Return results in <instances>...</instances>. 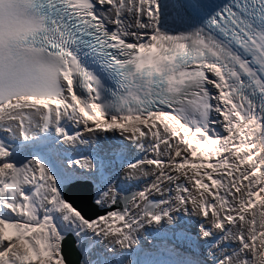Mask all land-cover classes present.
Masks as SVG:
<instances>
[{
  "label": "snow or ice",
  "instance_id": "6c2138e0",
  "mask_svg": "<svg viewBox=\"0 0 264 264\" xmlns=\"http://www.w3.org/2000/svg\"><path fill=\"white\" fill-rule=\"evenodd\" d=\"M52 131L118 132L127 179H153L109 185L85 219L39 159L9 162L17 139ZM0 133V264H66L71 229L131 252L189 204L212 264H264V0H0Z\"/></svg>",
  "mask_w": 264,
  "mask_h": 264
},
{
  "label": "clouds",
  "instance_id": "9594fccd",
  "mask_svg": "<svg viewBox=\"0 0 264 264\" xmlns=\"http://www.w3.org/2000/svg\"><path fill=\"white\" fill-rule=\"evenodd\" d=\"M39 135L40 133H33L25 141L17 139L16 143L11 145L10 157L18 159L19 165L33 158L39 159L56 179L61 193L63 183L66 182L85 181L86 185L89 184L88 181L94 183V191L92 190L91 196L87 192V188L84 187L77 188L72 185L68 190V197L70 194L72 197L80 195L83 204L77 202L78 208L73 206L79 212L80 210H85L89 213L99 212L100 208L93 203V197L97 194L99 195L109 185L122 194L132 193L143 188L153 178L151 167H149L147 176H141L133 180L127 179V173L123 171L125 162L116 158L111 151L116 144L121 142L124 144L128 143L127 140L118 134L105 138L94 135L93 137L91 136L90 141L75 145H66L59 140L58 146L51 145L52 150H49V152H47L48 147H40L38 145ZM63 145L67 146V149L63 148ZM64 152H67V154L63 157L62 153ZM141 155L133 150L127 162H134ZM52 157H54L53 161H50ZM64 158L65 161H63ZM85 159L92 161L91 168L87 166ZM77 160H80V164H75ZM123 172L125 178L122 177ZM124 181L130 182L132 188H124ZM29 187L26 186L25 190L28 191ZM81 191H85L87 194L82 195L80 194ZM152 196L153 199H157L158 194L153 193ZM100 213L103 214V209ZM175 214L176 216L173 217L170 223H168L169 220L164 219L160 225L154 223L138 232L136 241L139 247L134 251L129 252L125 248L120 249V246L115 245L111 240L98 237L91 232H78L75 229L64 231L63 237L73 236L77 242L76 250L74 252L71 250L64 251L65 253L70 251L75 254L77 259L74 262L78 260V264L80 262L81 264H96L99 259L112 258L122 253L125 256L131 255L137 261V264H155L158 261L160 264H165L166 259L170 257L169 255L174 253L183 260H191L198 262V264H212V256L203 255L201 252L202 247L208 249V245L201 242L204 238L198 235L203 217L192 211V206L186 212L185 217H181L179 211L175 212ZM81 215L83 216L82 213ZM149 228L156 232L154 238L151 237L153 231L150 232ZM157 229L161 230L157 231ZM185 233L192 238L191 241L184 238ZM150 238L156 240L151 243ZM105 244H107V247L103 250L102 247ZM148 245L150 246L149 249ZM146 249H148L147 252H145ZM147 253H150L149 257H147ZM207 253L209 254V250H207ZM85 256L87 260H85ZM162 256L165 258H162ZM66 264L68 263L66 262ZM125 264H127V260H125Z\"/></svg>",
  "mask_w": 264,
  "mask_h": 264
},
{
  "label": "water",
  "instance_id": "95a60500",
  "mask_svg": "<svg viewBox=\"0 0 264 264\" xmlns=\"http://www.w3.org/2000/svg\"><path fill=\"white\" fill-rule=\"evenodd\" d=\"M88 185L85 184V181H76V182H66L63 183V190H62V194L63 196L66 198L67 202L69 204H71L72 206H75L76 208H78L77 206V202L82 203V199L80 197V195L72 197V195L70 194V197L67 196V192L68 190L72 187V185H75L77 188H87V192L90 194L91 196V192L92 190L94 191V183L88 181ZM93 187V188H92ZM87 192L85 191H81L80 194L85 195L87 194ZM125 194H129V192L125 193ZM80 212L83 214V216H85L86 219H95L96 215L101 214L100 212H94V213H89L86 212L85 210H80ZM76 239L73 236H64L63 237V245L62 248L63 250H71L72 252H74L76 250ZM144 243V242H143ZM69 247V249H68ZM149 249V245L147 246ZM145 252H147V250ZM72 252L68 251L66 253V262L68 264H78V260L74 262L76 258V255L73 254ZM147 257L150 256V253H147ZM170 257L168 259H166L165 264H184L185 260L180 259L177 257L176 253L174 254H170ZM81 264V262H80Z\"/></svg>",
  "mask_w": 264,
  "mask_h": 264
},
{
  "label": "bare ground",
  "instance_id": "6f19581e",
  "mask_svg": "<svg viewBox=\"0 0 264 264\" xmlns=\"http://www.w3.org/2000/svg\"><path fill=\"white\" fill-rule=\"evenodd\" d=\"M165 4H166V1H165V0H161V6H162V9L164 8ZM65 83H66V82H65ZM209 87H210V90H211L213 93H215V89H211V86H209ZM216 118L219 119V117H216ZM75 131H77V129H76L75 127H69V132H73V133H74ZM218 131H221V132H222V129H220V130H218ZM115 134H118V135L120 136V134H119L118 132H117V133H113V132H108V133L99 132V133H97V134H95V135L98 136V137L105 138V137L112 136V135H115ZM3 135H4V134L0 133V138H2ZM84 136H85V138H89V137L93 136V134H91V133H85ZM121 137H122V136H121ZM31 146H32V145H31ZM63 148L67 149V146H64V145H63ZM66 154H67V152L62 153L63 157H64ZM53 158H54V157H52V158L50 159V161H53ZM63 161H65V158L63 159ZM9 162H12V163L16 164L17 166L19 165V161H18V159H15V158H13V157H9ZM126 190H127V189H126ZM69 197H70V195H69ZM98 197H99L98 194L95 195V197H93V202H94L96 199H98ZM151 198L153 199V196H151ZM190 208H191V204L188 205V211L190 210ZM101 211H102V209L100 208V209H99V212H101ZM185 214H186V212H185L183 209H181V210L179 211V215H180L181 217H185ZM149 229H150V228H149ZM152 231H153V229H150V232H152ZM155 233H156L155 231L152 232V234H151V237H152V238L155 237ZM207 250H208V249L202 247L201 252H202L203 255H209V256H210V254L207 253ZM85 260H87V257H86V256H85ZM96 264H97V263H96Z\"/></svg>",
  "mask_w": 264,
  "mask_h": 264
},
{
  "label": "rangeland",
  "instance_id": "374dc122",
  "mask_svg": "<svg viewBox=\"0 0 264 264\" xmlns=\"http://www.w3.org/2000/svg\"><path fill=\"white\" fill-rule=\"evenodd\" d=\"M218 130H220V128H217V131H218ZM47 152H49V149L47 150ZM122 177L125 178V177H124V174H122ZM152 179H153V178H152ZM152 179H151V180H152ZM124 188H132L130 182H128V181H124ZM159 197H160V196L158 195L156 198L158 199ZM172 216H173V217L176 216L175 212H173ZM168 223H170V222H168ZM155 240H156V239H152V238H150V242H151V243L154 242ZM105 247H107V244H105L104 247H102V249L105 250ZM120 249H122L121 246H120ZM162 258H165V257L162 256ZM155 264H160V262H159V261H158V262H155Z\"/></svg>",
  "mask_w": 264,
  "mask_h": 264
},
{
  "label": "built area",
  "instance_id": "2783aa9c",
  "mask_svg": "<svg viewBox=\"0 0 264 264\" xmlns=\"http://www.w3.org/2000/svg\"><path fill=\"white\" fill-rule=\"evenodd\" d=\"M123 174H124V172H123Z\"/></svg>",
  "mask_w": 264,
  "mask_h": 264
}]
</instances>
